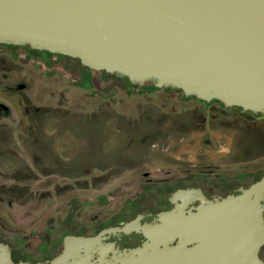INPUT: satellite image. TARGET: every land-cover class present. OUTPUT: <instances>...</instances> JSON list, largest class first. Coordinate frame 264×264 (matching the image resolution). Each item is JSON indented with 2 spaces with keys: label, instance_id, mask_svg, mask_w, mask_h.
Segmentation results:
<instances>
[{
  "label": "water",
  "instance_id": "1",
  "mask_svg": "<svg viewBox=\"0 0 264 264\" xmlns=\"http://www.w3.org/2000/svg\"><path fill=\"white\" fill-rule=\"evenodd\" d=\"M0 43L264 114V0H0ZM194 192H175L159 222L137 223L149 240L130 251L94 258L89 246L102 233L69 234L49 261L16 262L0 241V264H264V177L222 200L247 235L214 253L200 243L198 210H186Z\"/></svg>",
  "mask_w": 264,
  "mask_h": 264
},
{
  "label": "rangeland",
  "instance_id": "2",
  "mask_svg": "<svg viewBox=\"0 0 264 264\" xmlns=\"http://www.w3.org/2000/svg\"><path fill=\"white\" fill-rule=\"evenodd\" d=\"M25 84L28 87L22 91ZM9 90L14 97L25 94L35 105L61 103L76 113L77 128L46 131L48 145L57 153L79 150L85 155L88 144H93L95 164H101L103 158L98 169L108 164L111 170H115L114 165L116 169L132 166L130 156L135 154L144 160L135 172L123 177H111L112 173L101 176L95 168L94 173L100 176L92 179L84 171L64 170L57 166L58 162L54 167H46L45 175L39 172L36 176L31 171L29 177L23 178L18 176L17 167L9 168L13 177L24 181L25 187L21 183L10 187L13 183L10 176L0 169V240L10 243L16 260L48 261L62 246L66 234L96 231L103 218L124 212L134 201L142 207L156 206L165 189L174 190L188 180L182 176L186 173L182 166L197 163L200 146H205L203 152L212 164L228 148L218 140L213 143V132L208 130L203 135L202 127L199 130L197 121L201 122L202 116L195 109L189 112L196 104L181 89L158 87L152 82L133 83L128 77L114 74L104 75L99 85H95L92 71L78 58L68 55L41 51L30 45H1L0 92L8 95ZM216 103L210 101L203 108ZM157 106L177 114L155 115ZM84 120L95 122L92 131L82 128ZM231 120L240 125L244 118ZM187 122L196 125L184 130L180 125ZM171 123L179 130H168ZM30 132L38 137L42 131ZM143 132L145 141L141 140ZM237 135L239 139V131ZM131 137L135 140L131 141ZM7 142L9 147L0 145V149L12 155L13 163L21 162V155L28 156L23 148L15 145L11 148L12 142ZM245 143L238 140V144ZM80 158L86 159V163L78 166V170H84L89 157ZM40 159L38 164L42 165ZM66 163L71 167L69 162H65V167ZM245 165L237 172L238 181L244 178ZM170 170L173 177L167 174ZM147 171H151L149 175H145ZM76 173L73 185L71 179L58 175ZM7 198L12 203L7 204Z\"/></svg>",
  "mask_w": 264,
  "mask_h": 264
},
{
  "label": "flooded vegetation",
  "instance_id": "3",
  "mask_svg": "<svg viewBox=\"0 0 264 264\" xmlns=\"http://www.w3.org/2000/svg\"><path fill=\"white\" fill-rule=\"evenodd\" d=\"M1 45L13 46L14 44L0 43V46ZM88 69L93 73V81L95 85H99V82L104 75L111 74L106 71L99 73L89 67ZM27 87L28 84H25L21 90L23 91V89H26ZM181 91L184 93L183 90ZM63 92L66 93L65 91H62L61 93ZM7 94L8 95H3L0 92V145L9 147L7 141H11V148L13 145L21 149L23 148L26 152L25 155L28 154V156L31 157L30 160L28 159V156L21 155V157H23L19 158L21 162L15 160L13 163V158H11L12 155L7 153L8 151L0 149V169L5 173H8L10 176L9 179L13 182L10 187H13V185L15 187L16 184L19 183H21L20 185L23 187L26 186L23 183L24 181H19L13 177V172L11 171L14 168L13 166L17 167L20 173L18 176L23 178L25 176L29 177L31 171L36 174V176H39L41 173L45 175L47 170L46 167H54L56 162H58V167L61 166L65 168L64 170H72L73 172H75V169L80 172L85 171V175L92 179L95 176L97 177L105 174L106 176H110V173H112L111 177L127 176L129 173L135 172L144 162V160L135 154L130 156V159L133 160L132 166H125L123 167L124 169L110 170L108 164L102 166L101 169L96 168L100 175L95 174L94 168L97 167L98 164L95 165L93 161V148H91L93 144H88L89 147L85 150V155L81 154L79 150L71 154L57 153L51 148L50 144L48 145L47 140H49V136L46 132L47 130L59 129L60 131L61 129L77 128L76 113H74L70 107L61 105V103L54 106L47 104L35 105L23 93L14 97V92L9 90L7 91ZM186 96L188 98H193V101L196 104L189 109V112L190 110L193 111L195 109L198 115L202 116V121H197L199 130L202 129L203 135H205L208 130L213 132L214 137H212L211 140L213 143H216L215 140H218L222 145L228 146L226 153L219 155L220 159L218 158L214 160V163L212 164V160L208 159L203 152L205 146L203 148L200 146L202 149L198 147L200 158L197 163H192V166L188 167L182 166L184 169L183 171L186 172L182 176L186 177L188 180L184 183H180L174 190H171L170 188L165 189V195L161 197L160 200H157L158 202L156 203V206L150 205L142 207L134 201L132 204H129L128 209L124 212H119L111 217L103 218L100 222V227H98L96 231L90 233L66 234L96 236L102 233L101 239L89 246V250L94 254V258H97L102 253L110 258L120 252L130 251L133 248L142 246L147 240H149V238L142 229L137 228V223L151 224L159 222L160 214L174 207V193L180 189L195 191L193 195L186 196L184 200L189 201L186 209L187 211L192 208L194 211L198 210L199 212L198 235L201 245L204 246V249L207 250V252L214 253L215 251H221L225 248L227 242H230L231 244L237 243L239 235H247V232L242 230L239 226L242 224L243 218L238 217L237 211L232 210L231 204L228 205L222 203V200L229 195L241 193L244 188L250 187L253 183L264 177V114L245 110L238 106H227L217 99L211 100V102H217L215 105L203 108V106L209 104L210 101L200 99L194 95L186 94ZM160 114L167 115L177 113L164 111L157 106L155 115ZM230 118L236 119V121L237 118H244V120L242 124L238 125L235 122H231L234 120H231ZM153 124L154 123H151L150 125ZM93 125L94 123L91 124L90 121L88 123L84 120L82 128L92 131L94 129ZM195 125L196 122H187L180 126H182L184 130H190L191 126L194 128ZM179 128L171 123L168 130L178 131ZM35 129L42 131L38 138H34L31 135L30 130ZM21 131L25 134L24 136ZM237 131L241 134L239 139ZM140 135L141 140L145 141L146 137L144 132L142 134L140 133ZM238 140L246 143L238 144ZM176 148L177 147L175 146V149ZM82 155L86 158L89 157L87 159L88 164L85 166V170H78V166L82 167L83 161L86 163V159L82 160L80 158L83 157ZM36 156L37 158H35ZM39 157H41L39 161L43 160L44 165H42L45 167L38 164ZM101 160H103V158H101ZM79 161L82 162L79 163ZM254 161H256L255 164L253 163ZM62 162H64V164H62ZM65 162L71 163V167L68 163H66L68 168L65 167ZM3 164H5L6 167L3 166ZM244 164H246L244 178L242 181H238L237 172L242 170ZM174 166L175 163L173 167ZM9 168H11V170H9ZM150 172L151 171H147L145 175H149ZM168 172L169 173L167 174H171L169 176L173 177L172 170ZM84 173L81 174L83 175ZM58 175L71 179V184L73 185V181H75L73 178L76 177L77 173L75 176L70 174ZM0 199L2 198L0 197ZM179 201L181 202V200ZM8 202L12 203L11 200L7 198L6 203L9 204ZM261 203L264 208V197L262 198ZM187 214L189 213L187 212ZM126 224H131L129 230L118 229ZM0 241L5 242L3 240ZM8 244L10 245V243ZM63 249L64 241L52 258L61 253ZM11 251L14 261H25L16 260L12 248ZM259 255L261 259L264 260V243L260 247Z\"/></svg>",
  "mask_w": 264,
  "mask_h": 264
},
{
  "label": "trees",
  "instance_id": "4",
  "mask_svg": "<svg viewBox=\"0 0 264 264\" xmlns=\"http://www.w3.org/2000/svg\"><path fill=\"white\" fill-rule=\"evenodd\" d=\"M94 123H95V122H94ZM31 135H32V137H34V138H38V137H39V136L36 137L35 134H31ZM131 139H133V138L131 137L130 140H131ZM130 140H128V141H130ZM131 141H132V140H131ZM81 159L84 160L83 158H81ZM93 161H94V164H95V160H94V159H93ZM102 161H103V160H102ZM80 162H82V161H79V163H80ZM83 162H84V161H83ZM83 162H82V164H83ZM100 162H101V161H100ZM62 164H64V163H62ZM121 164H122V163H121ZM95 165H96V164H95ZM99 165H103V163L101 162V164H98V166H99ZM98 166H97V167H98ZM97 167H95V168H97ZM67 168H68V167H67ZM95 168H94V169H95ZM109 168H110V165H109ZM114 168H115V170H117V169H116V165H114ZM81 170H83V169H81ZM84 170H85V169H84ZM110 170H111V168H110ZM79 172H80V171H79ZM84 172H85V171H84ZM73 184H74V183H73Z\"/></svg>",
  "mask_w": 264,
  "mask_h": 264
}]
</instances>
